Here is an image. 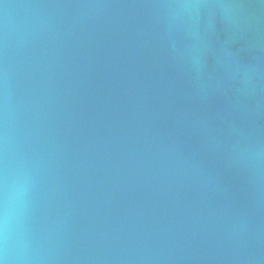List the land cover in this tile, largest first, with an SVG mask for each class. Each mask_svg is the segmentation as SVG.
Here are the masks:
<instances>
[{
  "label": "water",
  "instance_id": "95a60500",
  "mask_svg": "<svg viewBox=\"0 0 264 264\" xmlns=\"http://www.w3.org/2000/svg\"><path fill=\"white\" fill-rule=\"evenodd\" d=\"M4 264H264V0H0Z\"/></svg>",
  "mask_w": 264,
  "mask_h": 264
},
{
  "label": "clouds",
  "instance_id": "9594fccd",
  "mask_svg": "<svg viewBox=\"0 0 264 264\" xmlns=\"http://www.w3.org/2000/svg\"><path fill=\"white\" fill-rule=\"evenodd\" d=\"M0 264H4V261L3 260H0Z\"/></svg>",
  "mask_w": 264,
  "mask_h": 264
}]
</instances>
